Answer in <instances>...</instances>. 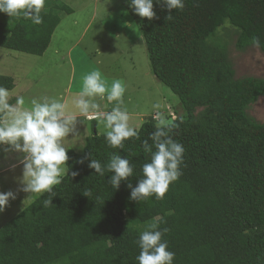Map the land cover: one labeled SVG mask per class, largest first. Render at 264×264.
<instances>
[{
    "label": "trees",
    "instance_id": "16d2710c",
    "mask_svg": "<svg viewBox=\"0 0 264 264\" xmlns=\"http://www.w3.org/2000/svg\"><path fill=\"white\" fill-rule=\"evenodd\" d=\"M153 10L156 17H141L139 26L151 72L184 110L169 119L177 125L169 135L185 149L182 174L163 199L131 200L127 184L143 178L150 155L142 141L157 120L144 121L123 150L94 132L81 152L67 150L68 172L54 186L52 204L41 194L0 228V264H138L139 235L154 220L168 229L163 239L173 264H264V122L247 113L264 95V78L236 77L226 43L216 37L228 22L237 50L256 38L264 54V0H184L170 18L154 0ZM71 12L46 0L39 25L0 12V47L42 55L60 15ZM0 86L11 90L12 78L0 76ZM114 153L135 165L118 189L106 167ZM90 158L104 166L103 176L88 167Z\"/></svg>",
    "mask_w": 264,
    "mask_h": 264
},
{
    "label": "rangeland",
    "instance_id": "374dc122",
    "mask_svg": "<svg viewBox=\"0 0 264 264\" xmlns=\"http://www.w3.org/2000/svg\"><path fill=\"white\" fill-rule=\"evenodd\" d=\"M72 9L70 14L60 15L50 43L42 55H32L0 47V76L13 80L9 101L16 104L23 97L24 107H30L34 98L62 99L69 105V113L76 117L75 132L63 140L64 146L81 152L86 139L105 134L101 119H90L79 114L71 103L74 94L82 88L83 77L99 70L110 85L120 79L126 86L123 106L127 109L130 126L139 128L149 117L161 113L173 119L184 115L178 97L151 72L147 51L140 30L141 17L127 0H58ZM218 39L227 48L228 58L236 77L264 78V54L255 45L242 51L235 47L236 31L228 22L217 31ZM104 111L109 104L97 98ZM159 104L160 108H154ZM247 113L254 120L264 122V95L251 104ZM4 114L3 121L7 119ZM157 122V121H156ZM23 154L0 148V191L12 190L16 198L9 201L0 212V228L41 194L21 190Z\"/></svg>",
    "mask_w": 264,
    "mask_h": 264
},
{
    "label": "clouds",
    "instance_id": "9594fccd",
    "mask_svg": "<svg viewBox=\"0 0 264 264\" xmlns=\"http://www.w3.org/2000/svg\"><path fill=\"white\" fill-rule=\"evenodd\" d=\"M46 0H0V12L12 17L30 19L34 24H41V11ZM129 7L142 18L152 20L156 17L153 10L154 0H128ZM155 3L169 10L182 9L184 0H155ZM254 45L259 40L253 39ZM125 84L115 79L109 85L99 70H93L83 77L81 90L74 94L72 105L79 114L90 119H101L106 129L105 139L113 149L123 150L124 141L139 138V130L130 126V116L123 106ZM115 105L109 111H104L97 98L104 99ZM23 97H18L16 104L9 103V91L0 86V112L7 114V119L0 123V146L7 145L10 150L22 153L21 190L26 193H48L44 205L52 204L55 185L62 182V177L68 172L69 156L63 144L64 138L75 132L76 117L69 113V105L62 99L42 97L34 98L30 107H24ZM159 109L160 105L155 104ZM156 129L149 134V139L142 141L143 150L150 155V160L142 165L143 178L136 185L127 184L130 189V199L146 200L155 195L163 199L169 185L175 182L181 173L184 160V146L173 140L169 135L177 125L157 112ZM155 149V150H153ZM91 156V154H89ZM83 162V161H81ZM88 167L103 176L105 168L96 159H89ZM112 173L108 181L113 189H118L122 181H128L133 175L135 165L126 156L112 154L106 165ZM77 175L76 172L71 173ZM88 196V194H84ZM16 198V192L0 191V212H3L10 199ZM161 221L149 223L138 238L140 253L136 257L138 264H173L175 253L168 250L169 245L164 234L167 228L161 229Z\"/></svg>",
    "mask_w": 264,
    "mask_h": 264
}]
</instances>
